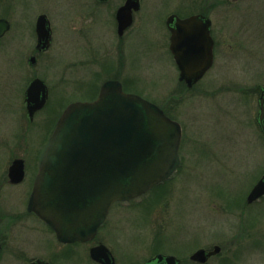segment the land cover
<instances>
[{
    "label": "rangeland",
    "instance_id": "1",
    "mask_svg": "<svg viewBox=\"0 0 264 264\" xmlns=\"http://www.w3.org/2000/svg\"><path fill=\"white\" fill-rule=\"evenodd\" d=\"M0 1V17L15 27L0 39V264L38 258L100 264L90 256L98 240L112 249L116 264H142L158 252L200 264L190 256L216 245L220 253L201 264H264V198L247 203L264 173L260 94L248 90L264 85V0L226 1L224 11L221 0H145L122 37L112 15L116 0L99 6L94 0ZM170 7L207 9L216 32L225 27L215 66L194 87L179 80L176 63L159 45ZM40 9L50 19L53 41L30 65L31 24ZM36 76L49 85L50 101L30 121L24 92ZM107 79L121 80L182 124V163L140 198L114 204L95 241L63 244L29 212L31 182L9 184L8 168L16 157L32 165L63 108L94 99Z\"/></svg>",
    "mask_w": 264,
    "mask_h": 264
},
{
    "label": "water",
    "instance_id": "2",
    "mask_svg": "<svg viewBox=\"0 0 264 264\" xmlns=\"http://www.w3.org/2000/svg\"><path fill=\"white\" fill-rule=\"evenodd\" d=\"M133 7L138 9L134 0H127L119 8V35L132 24ZM211 25L209 18L196 14L177 17L172 28L171 49L180 80L189 87L212 65ZM9 28V21L0 18V37ZM37 31L43 46L48 47L51 31L45 15L39 17ZM47 98V84L42 78H34L26 89L29 114L41 109ZM260 104L258 120L264 132V93ZM181 139L178 121L154 102L125 92L119 80L109 79L96 99L70 103L58 119L40 155L28 210L52 227L61 242L91 240L115 201L138 197L174 173L180 164ZM9 176L12 183L23 179L22 159L13 162ZM263 196L264 175L249 192L247 201L253 203ZM220 250L218 245L211 251L201 248L191 259L204 263ZM90 254L102 264H116L105 244L92 247ZM155 259L179 263L175 255L161 253ZM32 264L51 263L39 258Z\"/></svg>",
    "mask_w": 264,
    "mask_h": 264
},
{
    "label": "flooded vegetation",
    "instance_id": "3",
    "mask_svg": "<svg viewBox=\"0 0 264 264\" xmlns=\"http://www.w3.org/2000/svg\"><path fill=\"white\" fill-rule=\"evenodd\" d=\"M95 1V3L99 6V4L100 3H102V5H110V4H115V2L114 3H112V2H108L109 0H94ZM126 1L127 0H116V8L114 9V11H113V18H114V23H115V26L117 27V33H118V20H117V12H118V10H119V8L121 7V6H123L125 3H126ZM144 1L145 0H134V3L135 4H137V6H138V9H135L134 7H133V9H132V15H133V22H134V20H135V17H136V15L141 11V9H142V7H143V3H144ZM226 1L227 0H221V2H220V8H222V11H224V10H226L225 9V6H226ZM238 1H240V0H238ZM238 1H235V2H238ZM103 2H105V4H103ZM106 2H108V3H106ZM117 2H119V4L117 3ZM234 2V3H235ZM231 3H233V2H231ZM3 4H5V2H3ZM118 5V6H117ZM0 6L2 7L3 5H2V1H0ZM168 11H173V12H170L167 16H166V18H165V25H164V27H165V30H164V32L162 33V34H160V41H159V45H160V47L163 49V50H165V51H167L168 52V54L171 56V58H172V60H173V62H175L176 63V65H177V62H176V58H175V54L173 53V51H172V49H171V43H172V40H171V38H172V28L173 27H175V21H176V18L177 17H179V18H186V17H189V16H192V15H202V16H204V17H207V18H209L211 21H212V25H211V27H210V33H211V36L213 37V39H214V47H213V54H214V56H213V63H212V66L206 71V73L204 74V76L206 75V74H208V73H210L211 71H212V69H213V67L215 66V62H216V47H217V43H218V39L220 38V37H222V33H223V28H225V27H223V26H220L219 27V31L220 32H216V26L214 25V22H213V19L211 18V16H210V14H208V10L206 9V12L205 11H197V12H193V13H190V12H188V11H176V10H174V8L173 7H170L169 8V10ZM222 11L220 12L221 13V15L223 16V14H222ZM35 13H37V14H34V16H33V19H32V24H31V27H32V32H35V38H36V43H35V53H33L32 55H30L29 57H28V59H27V62L30 64V65H34L37 61H38V58H37V55H36V53H41V52H45V51H47V50H49L50 49V47H51V45H52V41H53V28H52V26H51V22H50V19H49V17H48V15H47V13H46V11L45 10H43V9H40V10H38L37 12H35ZM42 15H45L46 16V18L48 19V22H49V27H50V31H51V41H50V45L48 46V47H44L43 46V44L41 43V41L39 40V35H38V31H37V27H38V20H39V17L40 16H42ZM83 16H84V13H83ZM84 17H87V16H84ZM171 17H173V19L170 21V23H168V21H169V19L171 18ZM1 19H7L8 21H9V23H10V28L6 31V33L3 35V36H1L0 37V39L1 38H3L4 36H6L8 33H10L14 28H13V26H14V23H13V21L11 20V18H8V17H5V16H1L0 17ZM19 19L20 20H22V22H24L25 21V16L24 15H19ZM133 22H132V24H133ZM132 24L124 31V33L128 30V29H130V27L132 26ZM17 27V26H16ZM72 28H75V27H72ZM124 33H123V35H124ZM119 35V34H118ZM123 35H119L120 37H122ZM33 58V60L34 61H32L31 59ZM203 76V77H204ZM36 77H40V76H36ZM36 77H34V78H36ZM202 77V78H203ZM33 78V79H34ZM42 78V77H41ZM43 79V78H42ZM31 82V81H30ZM29 82V83H30ZM122 82V81H121ZM47 84V83H46ZM122 84H123V88H124V90H126V91H130V90H127L126 89V86H125V84L122 82ZM29 85V84H28ZM27 85V86H28ZM47 86H48V98H47V101H46V103H45V105L41 108V109H38L37 111H35V113L31 116V115H29V113H28V115H29V118H30V121H34L35 120V116L37 115V114H40L41 112H43L44 110H45V108H46V106L48 105V103H49V101H50V88H49V85L47 84ZM195 85H193V87H194ZM27 88V87H26ZM26 88H25V92H24V97H25V102H26ZM248 90L251 92V93H254V92H256V93H259L260 95H259V98H258V105H259V110L261 109V104H260V99H261V97H262V95H263V93H264V85L263 84H260V83H258V84H256V85H254V86H250L249 88H248ZM135 92V91H134ZM66 107V106H65ZM65 107L63 108V110L61 111V113L59 114V116H58V118L60 117V115L62 114V112L64 111V109H65ZM26 108H27V102H26ZM164 109V108H163ZM165 110V109H164ZM166 111V110H165ZM27 112H28V108H27ZM167 113V112H166ZM168 114V113H167ZM169 115V114H168ZM44 116V115H43ZM170 116V115H169ZM42 117V116H41ZM58 118L55 120V123H54V126H53V129H54V127H55V125H56V123H57V120H58ZM49 138V137H48ZM47 141V140H46ZM182 141H183V139H182ZM45 143L46 142H44V144H43V147H44V145H45ZM181 146H182V144H181ZM181 146H180V149H181ZM43 147L41 148V150H40V152H39V154L37 155V157H36V159H35V161L33 162V164L32 165H30L29 164V162H28V160L26 159V157H16L15 159H13V161H12V163L10 164V166H9V168H8V172H7V178H8V183L9 184H13L12 182H11V180H10V176H9V172H10V167H11V165L13 164V162L16 160V159H22L23 160V167H24V177H23V179L21 180V182H19V183H22V182H25V181H28L29 180V182H31V187H30V194H31V191H32V189H33V185H34V181H35V178H36V175H37V173H38V169H39V158H40V154H41V151H42V149H43ZM180 156H181V154H180ZM181 163H182V156H181ZM180 166H181V164H180ZM180 168V167H179ZM179 168H178V170H179ZM177 170V171H178ZM15 184H18V183H15ZM131 201H133V200H131ZM128 202H130V201H128ZM128 202H116V203H128ZM116 203H114V204H116ZM114 204L112 205V207L114 206ZM112 207H111V209H110V211H109V213H108V215H110V213H111V211H112ZM31 213H33V212H31ZM107 219H108V216H107V218H106V220H105V222L100 226V228H99V230H98V232H97V234H96V236L92 239V240H90V241H86V242H81V241H76V242H73V243H63V244H84V243H89V242H93V241H95L96 239H97V235L99 234V232H100V230L102 229V227L105 225V223H106V221H107ZM101 243H104L103 241H101V240H98L96 243H94V245L93 246H95V245H98V244H101ZM104 244H106V243H104ZM92 247V246H91ZM90 247V248H91ZM215 247V246H214ZM214 247H213V249H214ZM110 248V247H109ZM204 249H206L207 251H211L212 249H207V248H204ZM110 250L112 251V249L110 248ZM112 253H113V251H112ZM162 252H158L157 254H155L154 256H152V257H150V258H148V259H146L142 264H166V261H165V259H163V260H161V261H158L157 259H155V256L156 255H158V254H161ZM162 254H164V255H174V254H165V253H162ZM217 255V254H216ZM216 255H212V256H210L209 257V259L207 260V261H209L212 257H214V256H216ZM115 256V255H114ZM176 256V255H175ZM192 256V255H191ZM191 256H190V259H191ZM178 259H179V263L178 264H182V259L181 258H179V257H177ZM115 259H116V263H117V257L115 256ZM155 260H157V261H155ZM192 261H194L193 259H191ZM194 262H197V261H194ZM99 263V262H98ZM198 263H200V262H198ZM101 264V263H100ZM201 264V263H200Z\"/></svg>",
    "mask_w": 264,
    "mask_h": 264
}]
</instances>
